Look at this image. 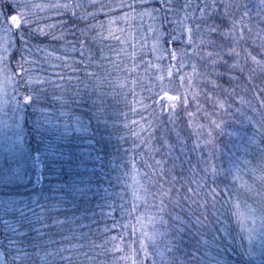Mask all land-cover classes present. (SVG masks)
<instances>
[{
  "label": "trees",
  "instance_id": "obj_1",
  "mask_svg": "<svg viewBox=\"0 0 264 264\" xmlns=\"http://www.w3.org/2000/svg\"><path fill=\"white\" fill-rule=\"evenodd\" d=\"M153 2V8L137 7L139 11L90 7L86 23L76 20L69 8L54 13L53 23L58 24L44 32V40L56 48L79 45V51L84 44L87 54L80 57L77 75L61 62L48 74L54 86L44 84L39 107L55 117L44 113L40 142L35 135L30 140L33 147L38 145L46 169L29 183L34 189L30 197L21 202L14 196L9 202L0 199V252L6 264H168L187 261L194 252L200 264H209L213 257L218 264H230L228 258L246 264L242 238L230 226L235 201L223 191L226 180L215 168L219 154L207 139L211 130L225 140L212 123L226 110L216 101L219 90L229 85L230 92L238 93L252 69L239 60L243 70H230L232 62L213 70L207 56H192L187 33L182 42H173L171 36L179 34L178 22H189L193 34H205L203 28L196 29L200 22L195 8H186L183 0ZM132 10L139 15L133 16ZM126 14L129 22L123 23L119 16ZM212 37L217 40L216 34ZM172 48L178 50L177 60L164 51ZM100 51L103 61L95 65ZM131 68L137 69L133 77ZM162 89L179 99L166 104L159 98ZM101 91L104 112L95 101ZM253 93V107L246 113L264 137V93ZM56 95L61 106L51 102ZM234 118L228 124L233 130H251L239 114ZM185 151L191 152L188 158ZM197 182L204 187L193 195L188 189L197 192ZM212 188L215 208L211 197L203 195ZM200 200L204 206L195 203ZM40 214L42 219H37ZM197 217L202 225L195 224ZM142 218L154 221L142 225ZM233 250L234 258L229 256Z\"/></svg>",
  "mask_w": 264,
  "mask_h": 264
},
{
  "label": "rangeland",
  "instance_id": "obj_2",
  "mask_svg": "<svg viewBox=\"0 0 264 264\" xmlns=\"http://www.w3.org/2000/svg\"><path fill=\"white\" fill-rule=\"evenodd\" d=\"M153 1L154 0H25L29 5L61 4L68 5V7L29 8V12L31 13L30 18L34 22L31 24L30 28L27 25L24 26L26 33H28L25 35V39L29 40L28 48L30 51L23 53V56L24 59L28 61V63L24 64V67L29 70L28 76L32 80L31 84L26 85V94L32 95L33 97L31 102L26 103L20 95V93L25 92V86H21L19 78L13 76L11 79H5V73L0 71L1 200L9 202L10 198L14 196L17 202H21L23 199L33 195L34 189L32 184L29 185V183L32 180L35 182V179H39L42 171L46 169V165L43 159H41L38 145L33 147L32 140L30 139L32 135L36 136V140L38 136H40V132H38L40 127L38 128V126L41 125V121L45 115L49 118L55 117L50 116V113H48L49 111L41 112L39 107V99H41V96L43 97L45 91L44 86L46 85L44 84L48 81L50 85L54 86V84H51V77H49L48 74L53 73L61 62H66V66L72 70L71 73L74 76L77 75L80 57L87 54L84 44L80 45L82 48L81 51L77 49L79 45H71L68 47L69 44H67L62 48L59 47L63 51L62 53L59 48L52 47V43L44 40V32L55 28L58 24V22L53 23L52 17L54 13L63 8H69L76 20L86 23V17L88 16L87 9H90V7H94V11L101 12H103L105 8L117 10L136 8L139 11V8H153ZM226 3L232 5H246L247 7H230L225 10L224 5ZM183 4L185 7L190 5V7L193 6L195 8V18L200 22L201 28L204 29L206 34H204L205 37H207V31L211 27L217 28L218 33L216 34V41L214 40L215 36L210 37L216 42L215 45L212 46V49L207 45L198 46L200 34L198 32L194 33L193 40L196 41V44L188 45L192 56L205 57L206 53L209 51L216 53L222 52L223 49L229 47H235V53L223 55L225 56L223 60L227 61L228 64L232 62V65H236L241 70H243L242 66H244V64L239 62V60H243L249 63L252 69V72H249L247 80L243 79L244 81L241 82L238 93L233 90L230 92L229 85L219 90L216 101H219V106L220 103H223L226 110L224 115H222L223 118L218 117L216 124L220 125L217 127V130L219 132L222 130L221 133L224 135L225 140L221 139V135L218 136L214 132H211V135L207 139V143L215 146L217 151L216 154H219L216 157L215 168L218 175L226 180V182L223 183V189L227 188L229 190L227 192L235 201V210L232 213V224L230 226L234 230H237L239 236L242 238L243 245L246 248V264H254V262L255 264H264V218H262V216H264V199H262L260 195L264 193V179H261V177L264 176V152L261 151L264 149V137L263 135L259 136L257 127L250 125V122L254 125H257V122L252 121V116L249 118V114L246 113L249 106L253 107L252 103L254 96H256L253 91L256 90L257 93H264V47H262L261 40V37L264 36V0H183ZM206 5L207 7H205ZM213 5H215V7H213ZM201 10L204 12L203 16H201ZM138 11L135 12L132 10V15H139ZM245 11L248 15L243 17V21L240 22L242 13ZM191 13H193V11L190 12V14ZM186 14L187 12L183 10V19ZM127 17L130 16L128 14H126V16L120 15L119 19L121 22L127 23L129 22ZM233 21L238 22L237 29L240 27L244 28L243 39L239 40L237 43H233L231 36L223 35L231 30ZM186 24L190 25L189 22H186ZM49 25H53L54 27L49 28ZM249 29H251V31H249ZM19 35V32H15L13 36L9 37L6 33L0 32V55L4 56L6 66L11 70L8 73L9 76H11L12 71L17 73L20 71L19 68L16 67L17 61L21 59L20 48L22 45L19 40ZM234 35L238 36L239 33L236 32ZM28 36H30L31 39H29ZM247 44L249 47L245 48ZM5 46H8L7 52L3 51ZM73 49H75V51H73ZM98 49L101 50V46ZM88 52L90 53V51ZM65 57H67V59H65ZM230 57L233 58V61H231ZM252 57H255L256 60L261 63H254ZM103 58L100 51V57H98L95 65L100 63V59L103 61ZM4 66V64H0V68ZM234 68L236 67H230V70H234ZM131 69V77H133L137 69L135 71H133L134 68ZM102 80H104V76L100 81L102 82ZM253 84L255 89L252 87ZM159 98H165L166 104H168L169 99L164 96V91ZM231 99L233 101H230ZM51 102H57V105H59L58 96H54ZM42 103L44 104V99H42ZM61 104L62 103H60L59 106H61ZM238 114L243 118V124H246L251 130L245 128L233 130L232 127L228 125L234 122V116ZM241 137H243V139H241ZM37 142L40 141L37 140ZM204 143L203 141L200 145ZM242 143L246 144V148L238 149L237 146ZM222 148L223 150L220 152ZM190 153L185 151V157L188 158ZM207 161L210 164H214V160L210 157ZM246 161L247 163H245ZM251 169H255V172H252ZM236 176H238L239 179L235 178ZM139 183L142 185L140 181ZM237 204L239 207L236 206ZM252 210L255 211L253 212ZM145 218H142V225L146 223V220L152 223L154 221V218L146 220ZM147 226L151 225L147 224ZM157 227L160 235L164 236V229L161 226ZM222 228L230 231L228 225L223 224ZM154 234L156 236L155 231ZM155 240H153L152 245L155 243ZM217 249L219 250L218 247ZM230 249H232V247ZM234 255L235 252L233 250L230 252L229 256H233L232 258H234ZM213 261L215 262V257H213ZM228 261L230 264H235L231 258H228ZM235 261L239 264L237 259H235ZM0 264H6L1 252ZM215 264L218 263L215 262Z\"/></svg>",
  "mask_w": 264,
  "mask_h": 264
},
{
  "label": "snow or ice",
  "instance_id": "obj_3",
  "mask_svg": "<svg viewBox=\"0 0 264 264\" xmlns=\"http://www.w3.org/2000/svg\"><path fill=\"white\" fill-rule=\"evenodd\" d=\"M30 7L31 8H37V7H40V8H44V7L62 8V7H68V5H61V4L29 5V4H27L25 2V0H0V32L6 33L9 37L13 36L15 32H19L20 33L19 40H20L21 45H22L21 48H20L21 59L19 61H17V63H16V67L19 68L20 71L18 73L12 71L11 76H9L8 73L11 70L6 66V62L4 60V56L3 55H0V64H4L5 66L0 68V71L5 73V79H11L13 76L19 78V81L21 82V86H25V92L20 93V95L22 96L23 100L26 103L27 102H31V100L33 98L32 95L26 94L27 93L26 85L27 84H31L32 80L28 76L29 70L24 67V64L28 63V61H26L24 59V56H23V53L30 51L29 48H28L29 40L25 39V35L28 34V33H26V31L24 29L25 25H27L30 28L31 24L34 22L30 18V16H31V13L29 12V8ZM205 7H207V5ZM213 7H215V5H213ZM224 7H225V10H227L230 7H238V8L239 7H245L246 8L247 6L246 5H232V4L226 3L224 5ZM203 15H204V12H203V10H201V16H203ZM247 15H248V13L246 11L243 12L240 22H242L243 21V17H245ZM187 19H188V16L185 15L184 20L186 21ZM237 23H238L237 21H233L231 30L228 33H224L223 34V35L231 36L233 43H237L239 40L243 39L244 28L240 27L239 29H237ZM48 27L52 28L54 26L53 25H49ZM178 27H179V34L172 35L171 36L172 41L173 42H182L183 39H184L185 33H187V43H188V45H195L196 41L193 40V28L190 25L186 24V23H179V22H178ZM196 29L197 30L201 29V25L197 24L196 25ZM249 31H251V29H249ZM236 32L239 33L238 36L234 35V33H236ZM213 34H218L217 33V28H215V27H211V28L208 29V31H207V37L208 38H205V35L203 33H201L198 46H203V45H207L209 47L214 46L216 42L213 41L210 38ZM61 38H62V36H61ZM261 40H262V47H264V36L261 37ZM3 51L7 52L8 51V46H5L3 48ZM73 51H75V49H73ZM164 51H165V53L167 55L170 56L171 60H177V58H178V55H177L178 50L176 48L165 49ZM179 52H180L181 55H187L186 49H180ZM229 53H235V47H229L227 49H223L222 52L213 53V52L209 51V52L206 53V56L209 58L210 65L212 66L213 70L215 69V67L218 64H221V63L227 64V61L223 60V55H227ZM214 55L217 57V59H212V57ZM65 59H67V57H65ZM252 59H253L254 63H257V64L261 63L260 61H257L255 57H252ZM156 67H158V65ZM230 67H236V65H231ZM193 72L195 73V67L193 68ZM89 75H93V74L90 73ZM168 75L169 76L172 75L171 70H169ZM160 79L162 80L163 77H160ZM181 79L183 80V77ZM162 91H164V90L162 89ZM104 95L105 94L102 91L96 93L95 101H96V104H97V106H98V108H99V110L101 112L105 111ZM164 96L167 97V99H169V100H177V99H179L176 96L169 95L167 91H164ZM260 103L264 104V100L260 101ZM220 107L223 108L224 104L220 103ZM212 123L215 124L216 127L220 126L219 124H216L215 121H213ZM210 135H211V130L209 131V136ZM241 139H243V137H241ZM237 147H238V149L239 148H246V144L242 143L241 145H238ZM261 151L264 152V149H262ZM155 163L157 165H161L162 162L161 161H155ZM245 163H247V161ZM251 171L255 172V169H251ZM235 178L239 179L238 176H236ZM173 179H175V177ZM261 179H264V176H262ZM202 187H204V185L202 183H200V182H197V184H196L197 192H193V189H191V188H189L188 191L190 193H193V195H197V194H199V189H201ZM223 191L227 192L229 190L226 188V189H223ZM203 195L211 197L210 203H211L212 207L215 208V206H216V204L218 202L216 189L212 188L208 192L203 193ZM260 195H261L262 199H264V193H261ZM230 199H231V197H229V200ZM195 203H197L199 206H204L205 201L200 200V201H195ZM224 203L226 204V203H228V201H224ZM236 206L239 207L238 204ZM112 207H115V206L112 205ZM163 210L164 209H163V201H162L161 202L160 211H163ZM252 211L254 212L255 210H252ZM201 215H203V213ZM262 218H264V216H262ZM37 219H42V214L37 215ZM176 219L180 220V217H176ZM205 219H206V217H205ZM161 222L162 223H167L166 221H163L162 217H161ZM181 223H184L186 225V222H184V221H181ZM202 223H203V221L199 217H197L196 220H195V224L196 225H202ZM114 227H115V225H114ZM179 231H180V229H177V232H179ZM145 235L147 236V235H150V234L146 233ZM118 238L119 237H113L112 239L116 240ZM151 238L153 240H155V238H156L155 234H152ZM141 246L142 247L144 246V242L143 241H141ZM168 264H200V257H199V255L196 254V252H194L193 254L189 255V259L187 261L178 262L177 260L173 259V260H170L168 262ZM209 264H215V262L212 261V262H209Z\"/></svg>",
  "mask_w": 264,
  "mask_h": 264
}]
</instances>
